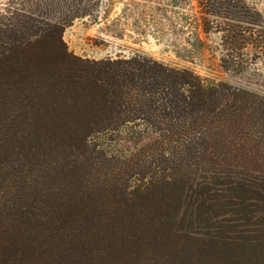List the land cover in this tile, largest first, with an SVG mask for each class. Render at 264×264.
I'll return each mask as SVG.
<instances>
[{
	"label": "trees",
	"instance_id": "16d2710c",
	"mask_svg": "<svg viewBox=\"0 0 264 264\" xmlns=\"http://www.w3.org/2000/svg\"><path fill=\"white\" fill-rule=\"evenodd\" d=\"M199 3L225 19L215 28L223 68L238 66L231 51L264 48L263 18L246 1ZM96 7L95 0L0 3V264H264V216L255 235L238 231L250 224L249 207L264 210V182L255 196L245 183L230 187L225 196L239 198L238 218L227 212L218 220L217 200L197 203L189 237L173 230L167 195L113 204L98 189L82 192L71 147L212 100L210 86L187 69L140 54L96 60L70 51L65 28Z\"/></svg>",
	"mask_w": 264,
	"mask_h": 264
},
{
	"label": "rangeland",
	"instance_id": "374dc122",
	"mask_svg": "<svg viewBox=\"0 0 264 264\" xmlns=\"http://www.w3.org/2000/svg\"><path fill=\"white\" fill-rule=\"evenodd\" d=\"M95 1L91 14L65 28L63 39L70 51L96 60L140 54L187 69L210 86L212 100L203 110L175 111L151 122L136 120L134 127L71 147L68 161L81 165L82 192L98 189L101 199L113 204L167 195L173 230L186 237L193 234L190 220L199 202L223 203L218 220L227 212L238 218L232 212L239 198L225 196L230 187L245 183L255 196L264 182L263 44L250 43L242 56L237 49L231 51L238 66L225 69L220 63L225 53L221 33L215 31L225 19L205 14L199 0ZM244 1L264 21V0ZM206 22L209 32L203 27ZM251 28L258 36L259 28ZM248 210L250 224L238 231L253 236L264 210Z\"/></svg>",
	"mask_w": 264,
	"mask_h": 264
}]
</instances>
